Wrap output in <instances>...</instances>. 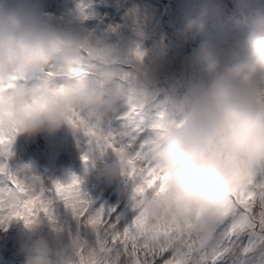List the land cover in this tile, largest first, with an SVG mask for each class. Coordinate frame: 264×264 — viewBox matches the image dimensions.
Wrapping results in <instances>:
<instances>
[{
  "label": "clouds",
  "instance_id": "clouds-1",
  "mask_svg": "<svg viewBox=\"0 0 264 264\" xmlns=\"http://www.w3.org/2000/svg\"><path fill=\"white\" fill-rule=\"evenodd\" d=\"M203 30L193 21L181 35ZM189 67L197 79L180 118L157 120L144 143L152 172L166 183L133 180L135 158L114 150L109 159L103 139L85 164L97 181L124 180L126 208L153 230L170 229L161 243L191 240L200 249L235 215L239 188L264 205V19L226 47L202 42ZM140 75L124 77L114 50L88 33L43 23L25 0H0V145L79 130V122L98 126L122 102L130 112L143 108L150 97ZM19 220L22 264H86L82 240L41 218Z\"/></svg>",
  "mask_w": 264,
  "mask_h": 264
},
{
  "label": "snow or ice",
  "instance_id": "snow-or-ice-1",
  "mask_svg": "<svg viewBox=\"0 0 264 264\" xmlns=\"http://www.w3.org/2000/svg\"><path fill=\"white\" fill-rule=\"evenodd\" d=\"M77 71L83 73L84 69ZM46 75L52 77L56 73L49 71ZM121 120L127 144L112 132L74 118L85 138L82 160L86 163L96 149L97 140L103 139L108 150L127 152L135 158L128 170L133 180L146 175L162 186L167 178L154 175L144 144L139 150L129 151L141 129L135 126L131 115ZM9 146L10 139L0 145V157L9 155ZM81 185L76 176L66 182L54 181L27 172L15 174L6 163H0V224L12 219L25 222L44 219L82 240L86 264H156L155 256L165 252H170L171 258L162 264H264V205L258 204L261 211L257 223V218L250 214L256 203L249 199L243 187L234 196L235 215L218 226L214 240L207 247L197 249L191 240L179 247L171 240L161 243V237H166L170 229L153 230L141 215L126 217L127 208L118 212L114 207L98 204ZM245 232L249 235L248 246L241 251L240 237ZM141 254L144 259L140 258ZM149 256L153 259L149 260Z\"/></svg>",
  "mask_w": 264,
  "mask_h": 264
},
{
  "label": "rangeland",
  "instance_id": "rangeland-1",
  "mask_svg": "<svg viewBox=\"0 0 264 264\" xmlns=\"http://www.w3.org/2000/svg\"><path fill=\"white\" fill-rule=\"evenodd\" d=\"M213 2L216 3L214 9H212L210 5L211 0H199L196 8L197 13H218L221 7H225L227 4L225 3L226 0H213ZM217 3H219V5ZM222 40L214 43L222 44ZM191 75L197 79L193 70H191ZM175 87H179V85L175 84ZM98 127L102 130V125H98ZM107 130L112 132L113 128L109 127ZM33 149L36 152L35 154H30L28 152L17 153L15 145L12 151H9L7 157H0V163H6L7 166L11 163L15 164L17 168L14 169L16 170V174H24L27 172L30 175H36L42 178L44 171H51L53 159L57 153H69L72 156L71 172L68 174L69 178L72 176L78 177L82 181V188L85 191L94 192V200H96L98 204H103L105 207H114L118 212L125 210L127 195L125 182L123 181L120 191L116 188L107 190L104 193L98 191L99 186L104 181H97L95 173L88 172L87 166L81 158L86 151L85 140H81L77 130L69 128L67 130H61L53 137H40L38 142L33 146ZM134 150L138 149L134 147ZM111 158L112 157L109 155V159ZM55 176L65 177V175L62 174H55ZM60 181L64 182L65 179H61ZM119 204L121 205L119 206ZM5 211H7V209H5ZM260 211L259 205L257 203L254 204L251 213L257 218V223L259 222ZM125 215L130 218L134 216V213H131L127 209ZM23 227L24 225L20 226L14 219L0 224V264H19L22 262L21 257L18 255V242L20 238L18 231H22ZM259 231V228H257L256 232L258 233ZM4 240L8 241L9 246L3 251ZM240 241V248L242 251L243 247L248 246L249 235L247 232L241 234ZM140 258L144 259V256L141 254ZM169 258H171L170 252H165L156 255L155 261L156 264H162L163 260ZM148 259L151 260L153 257L149 256Z\"/></svg>",
  "mask_w": 264,
  "mask_h": 264
}]
</instances>
